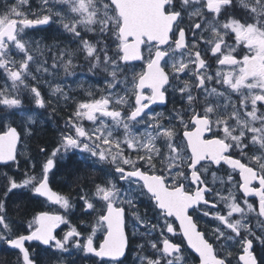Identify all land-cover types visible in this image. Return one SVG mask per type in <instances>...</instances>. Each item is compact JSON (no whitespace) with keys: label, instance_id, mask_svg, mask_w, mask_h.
<instances>
[{"label":"snow or ice","instance_id":"1","mask_svg":"<svg viewBox=\"0 0 264 264\" xmlns=\"http://www.w3.org/2000/svg\"><path fill=\"white\" fill-rule=\"evenodd\" d=\"M31 8L30 0H5L0 12V165L9 170L0 173V244L17 253L15 264H48L26 247L31 241L60 264H75L65 258L72 251L100 258L95 264H123L130 222L134 236L143 228L147 238L137 246L139 264H264V0H41ZM29 31L66 33L77 47ZM81 55L89 72L106 74L104 94L88 90L40 173L17 179L21 132L4 118L22 110L31 136L41 110L51 107V116L54 100L69 99L49 81L46 95L42 77L61 69L75 76ZM133 61H143L141 71ZM169 89L183 103L165 117L152 106L166 103ZM74 150L81 161L108 165L99 183L69 169L75 202L50 187ZM12 196L45 198L65 214L37 212L26 234H16L7 219ZM145 200L147 220L137 208ZM81 206L83 215L95 213L81 221L87 235L66 218ZM15 210L27 214L21 203ZM202 217L213 227L201 231ZM60 225L68 230L57 238Z\"/></svg>","mask_w":264,"mask_h":264},{"label":"flooded vegetation","instance_id":"2","mask_svg":"<svg viewBox=\"0 0 264 264\" xmlns=\"http://www.w3.org/2000/svg\"><path fill=\"white\" fill-rule=\"evenodd\" d=\"M34 6H35V3H34ZM38 9L39 8L32 7L31 9H27V10H38ZM65 11H66V9H65ZM28 35L31 37H34V38L47 36L48 39L45 41V43H48V44L53 43L52 37L56 36L58 38V40L60 41L61 47H68L71 49H75L76 44H70L69 43L71 37L68 36L66 33L64 35H60V33H55V32H51V31H49V32L29 31ZM53 51H55V50H53ZM145 52H146V50H145ZM242 54L243 53H241V55ZM73 62H76V59ZM48 63L51 64L50 58L48 59ZM130 64L132 65V67H134V70L136 72L141 71L143 68V61H140V63H130ZM74 71L76 73L77 67L74 69ZM61 72L65 76L62 69H61ZM103 75H106V74L103 73ZM56 76L58 78L55 77V84L61 83L62 84L61 86L64 88V79L61 77V75L58 76V74H56ZM89 76H90L89 85H90V88L92 90L95 89V86L97 83L99 85H101V87H103V89L105 88V83H104V78H103L104 76H95V74H93V73H91ZM68 78L69 79L66 83V85H67L66 92L69 94V99L67 100L68 101L67 106L64 105L65 101L62 99L63 103L56 107V112L54 114H52L50 116L49 114L52 113V111L45 110L43 112V117H42L43 123H41V125H44V126L52 125V126H54V128L56 130V134H57V137H56L57 141L56 142H58L61 131L64 130L65 121L69 118V116L75 110V104L77 102V101L76 102L74 101V100H76L75 91L77 89L75 86H73V84H71L73 82L74 77L71 76ZM187 78H188L187 76L183 77V79H187ZM43 79L44 80L47 79V75H45L42 78V84H43V90H44V85H45V88L47 89L48 84H44ZM44 92L47 95V92L45 90H44ZM71 98L74 100H72ZM53 102H55V100ZM182 103L183 102L181 101L179 94L178 93H172L171 89H169V92L167 93L166 103H164V104L157 103L156 105H153L152 107L154 108L155 112L163 113L164 116L167 117L170 113H172L174 108L179 109L182 106ZM64 107H68L69 111L70 112L72 111V112L65 114L63 112ZM45 119H46V121H45ZM11 122H12L13 126H16L15 123H17L20 126V124H19L20 119H18V117H15L13 120H11ZM18 129L20 130L19 127H18ZM54 148H56V146L53 147L50 150V152L41 161H37L35 155H32L31 149H29L28 144H23V143L20 144L18 146L17 150H18L19 157L23 158L21 161L22 162H29V166H27V173L35 175V174L40 173V171H41L40 165L42 164V162L44 160H46L48 158V156H50V154ZM30 157H32L34 159H30ZM33 164H35V169H33ZM0 166H2V165H0ZM101 167L107 169L108 165H99V164L95 165L94 170H96V172H97L96 182H98V183L100 182V180L97 178L98 177L102 178V175H103L100 171ZM217 175L218 176H224L226 178V174L223 172L217 173ZM235 178L238 180V178H239L238 173L235 174ZM208 179H209V181H211V173L208 174ZM55 181H56V179L54 178V176H50V187H52V189L54 191L60 193V191H58V189H57L58 187L54 186ZM68 185L69 184H67V183L62 185V187H64L66 189L64 195H71L74 198V202H75V197L77 196V192L75 190L72 191L68 187ZM91 186H93V185H91ZM125 187H127V186L125 185ZM249 199H250V202H254V200H255V198H249ZM140 204H142V207L139 204H137V208L139 210V213L143 216L145 214V212H147V216L145 217V219L146 220L150 219L153 215L150 205L147 203L146 200L144 202H141ZM221 207H223V206L221 205ZM42 208L44 209L42 211H49V212L57 213V214H61V215L65 214L64 210L61 209L59 205L52 204L50 201H47L45 198H43V207ZM139 208H142V209L145 208V211L140 210ZM82 212H83L82 206L74 208L72 210V212L66 216V218L69 219L71 224L78 225L80 227V230L83 232V234L87 235L88 232H90V227H88L87 230H85L86 225L82 224L81 221H91L92 218L95 216V213H93L92 216H85L82 214ZM129 216H131V213H129ZM7 219L13 228L17 227L18 224L10 215H7ZM208 221H209L208 217H202L201 219L198 220V226H199L201 231H204V230H207V229H210L211 227H213V225L210 224ZM152 222L154 223L155 221H152ZM252 224H253V226H255V224H256L255 219L252 220ZM67 230H68L67 225H60L56 230L57 238H62L63 234ZM24 232H26V230ZM126 233L129 236V247L126 250V256L121 258L123 261V264H139V261L136 259L137 253H138V247L137 246L142 244V243H145V240L147 239L146 237H144V229L141 228L139 233L134 236L132 233L131 222H130L129 227L126 229ZM16 234H19V232L16 231ZM97 237H98V239L95 240V243L98 245L100 240H102V238H103V233L98 232ZM142 237H144V238H142ZM185 244H186V242H185ZM0 246H2V245H0ZM29 246H30L31 251H33L34 253H39V259L41 261L47 260L48 264H60V261H58L55 257L50 256V253L44 252V248L46 246H43L40 243H37L34 241H31L29 243L26 242V247H29ZM16 254L17 253L14 250L10 249L9 254L7 253V257H8L7 264H15ZM65 258L68 261L74 260L75 264H95V262H98L100 259V258L90 259V258L85 257L82 252L77 253L75 251H72V253L70 255H66ZM188 264H191V259L189 260ZM233 264H235V261L233 262Z\"/></svg>","mask_w":264,"mask_h":264},{"label":"trees","instance_id":"3","mask_svg":"<svg viewBox=\"0 0 264 264\" xmlns=\"http://www.w3.org/2000/svg\"><path fill=\"white\" fill-rule=\"evenodd\" d=\"M30 2H31L32 7L39 8L37 7L38 0H30ZM14 3H16V0H7V4L9 6ZM34 3H35V6H34ZM4 6H5V0H0V12L3 11ZM76 47H77V44H76ZM81 56H79L76 59V61H81ZM2 83L3 81L0 80V84ZM79 96H80V100L83 99L82 94H80ZM63 112L65 114H68V113H71L72 111L70 112L68 107H64ZM3 122L5 123V120ZM15 124L22 131H24V127L19 126L17 123ZM32 132L33 134L31 136H27L25 133H22V141H23V144L29 145V149H31L32 155H35L37 161H41L50 152V150L57 145L56 130L54 126L52 125L44 126V125L37 124V126H33ZM44 147H47V153L39 154V150ZM22 159L23 158L18 156L19 170H18L17 179H23V174L27 172V166H29V162H22L21 161ZM85 163L72 156L66 165L61 166L60 170L57 171L54 169L56 173L54 178L56 179V181H55V185L54 184L53 185L58 187L57 189L58 191H60L61 194H65V190H66L64 187H62L63 184H66V183L69 184L68 187L72 191H74L76 187V185L72 183V175L70 174L69 169H76V173H75L76 175H80L87 180H95L96 182L97 172L96 170H94V166L88 162H85ZM8 171L9 170L7 168L0 166V173H4ZM15 171H16V166L13 165V172ZM11 174L12 172H9V175ZM2 198H3V193H0V199ZM17 203L23 204V206L27 209V214H24L22 210L21 211L15 210ZM140 206H142V204ZM42 207H43L42 197H39L33 200H27L22 197L18 198L17 196H12L7 203V215H10L18 224L17 227L16 228L14 227L13 229H15L19 233H26L24 231L27 228L28 221L31 219V217L35 213L44 210ZM1 245L2 246H0V264H7V261H8L7 253L9 254L10 249L4 244H1Z\"/></svg>","mask_w":264,"mask_h":264},{"label":"rangeland","instance_id":"4","mask_svg":"<svg viewBox=\"0 0 264 264\" xmlns=\"http://www.w3.org/2000/svg\"><path fill=\"white\" fill-rule=\"evenodd\" d=\"M40 4H41V0H40ZM16 58L17 59H20V57H16ZM44 58H45L44 56H41L40 57L41 60H43ZM86 63L89 65V68H90V63L89 62H86ZM35 69H36V65L34 64L32 66V70H33L34 73H35ZM83 70L84 69L76 71V75L73 76L74 79H73V82L71 84H73V86H75V87L83 88L85 90V94H87V91L88 90H92V89H90V85L87 83V82H89V79L88 78H86L84 76H82V78H79L80 77L79 75H82ZM96 72H99V70H96ZM69 77H71V76H69ZM44 81H49L52 85H55V77L47 76V79H45ZM29 82L31 83V81H29ZM41 83H42V80H41ZM59 84H61V83H59ZM64 85H66V84L64 83ZM121 88H122V85L117 88V92H120V94L122 95L123 93L121 91ZM47 90L49 91V87H47ZM96 92L97 91H93V93H94L95 96H96ZM96 97L99 98L98 96H96ZM25 108H27V104L25 105ZM13 113H15L16 115H19L21 117L20 118L21 120H24V112L22 110H17V111H15ZM13 113L10 116L5 117L4 120L5 119H7V120H13L15 118V116L13 115ZM45 121H46V119H45ZM84 125H85L86 128H91L92 127V123L91 122H88V121H84ZM74 151L77 152V156L79 157V150H74ZM84 155H85V157H87V154H84Z\"/></svg>","mask_w":264,"mask_h":264},{"label":"bare ground","instance_id":"5","mask_svg":"<svg viewBox=\"0 0 264 264\" xmlns=\"http://www.w3.org/2000/svg\"><path fill=\"white\" fill-rule=\"evenodd\" d=\"M72 99V98H71ZM45 116V115H44ZM50 130V129H49Z\"/></svg>","mask_w":264,"mask_h":264},{"label":"water","instance_id":"6","mask_svg":"<svg viewBox=\"0 0 264 264\" xmlns=\"http://www.w3.org/2000/svg\"><path fill=\"white\" fill-rule=\"evenodd\" d=\"M52 203V202H51ZM38 242V241H37ZM40 243V242H39Z\"/></svg>","mask_w":264,"mask_h":264}]
</instances>
